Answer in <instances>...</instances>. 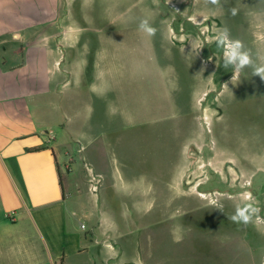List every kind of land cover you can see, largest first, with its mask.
<instances>
[{
  "label": "crops",
  "instance_id": "obj_1",
  "mask_svg": "<svg viewBox=\"0 0 264 264\" xmlns=\"http://www.w3.org/2000/svg\"><path fill=\"white\" fill-rule=\"evenodd\" d=\"M163 4L0 0V264H122L117 240L109 247L101 237L109 227L99 198L83 193L135 180L134 171L98 166L86 151L113 149L127 129L157 118L189 115L205 90L189 60L204 40L173 30ZM230 4V36L264 52V0ZM142 19L155 35L138 29ZM163 164L172 180L178 162ZM81 169L94 178L86 189Z\"/></svg>",
  "mask_w": 264,
  "mask_h": 264
},
{
  "label": "rangeland",
  "instance_id": "obj_2",
  "mask_svg": "<svg viewBox=\"0 0 264 264\" xmlns=\"http://www.w3.org/2000/svg\"><path fill=\"white\" fill-rule=\"evenodd\" d=\"M163 2L173 30L204 40L198 58L189 57L204 74V96L187 116L127 129L113 149L89 148L86 155L98 166L105 160L111 170L132 167L136 179L105 180L84 198H99L109 227L101 237L109 247L117 240L122 264H264V79L252 67L238 74L224 67L216 35L237 24L229 20L230 0ZM250 54L264 64V52ZM164 161L178 162L172 180L170 172H161ZM84 174L79 183L94 184ZM249 204L257 211L248 223L231 219Z\"/></svg>",
  "mask_w": 264,
  "mask_h": 264
},
{
  "label": "clouds",
  "instance_id": "obj_3",
  "mask_svg": "<svg viewBox=\"0 0 264 264\" xmlns=\"http://www.w3.org/2000/svg\"><path fill=\"white\" fill-rule=\"evenodd\" d=\"M213 5H218L219 0H208ZM232 14H236V9H232ZM138 29L148 36L155 35L156 29L151 26L148 19H142ZM216 44L218 48L224 49V67H231L234 73H239L246 67H252L254 75L264 79V64H256L253 60L250 50L241 51L244 43L240 39H234L230 36L229 29L226 27L218 30L216 35ZM251 204L244 208H237L236 213L231 217L233 221L248 223L251 220L249 213L256 212Z\"/></svg>",
  "mask_w": 264,
  "mask_h": 264
},
{
  "label": "trees",
  "instance_id": "obj_4",
  "mask_svg": "<svg viewBox=\"0 0 264 264\" xmlns=\"http://www.w3.org/2000/svg\"><path fill=\"white\" fill-rule=\"evenodd\" d=\"M42 149L43 148L38 147V148L28 149L27 152H37V151H40Z\"/></svg>",
  "mask_w": 264,
  "mask_h": 264
},
{
  "label": "built area",
  "instance_id": "obj_5",
  "mask_svg": "<svg viewBox=\"0 0 264 264\" xmlns=\"http://www.w3.org/2000/svg\"><path fill=\"white\" fill-rule=\"evenodd\" d=\"M91 181H94V178H92Z\"/></svg>",
  "mask_w": 264,
  "mask_h": 264
}]
</instances>
